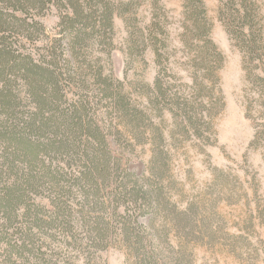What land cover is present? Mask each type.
Segmentation results:
<instances>
[{
    "label": "rangeland",
    "instance_id": "374dc122",
    "mask_svg": "<svg viewBox=\"0 0 264 264\" xmlns=\"http://www.w3.org/2000/svg\"><path fill=\"white\" fill-rule=\"evenodd\" d=\"M114 1L111 47L81 52L125 99L111 118L123 171L141 192L118 209L132 231H120L112 197L85 202L75 191L57 228L44 209L0 212V264H264V0ZM42 22L56 35L57 13ZM252 35L255 54L243 43ZM156 189L152 212L143 192ZM52 197L34 204L49 209Z\"/></svg>",
    "mask_w": 264,
    "mask_h": 264
},
{
    "label": "trees",
    "instance_id": "16d2710c",
    "mask_svg": "<svg viewBox=\"0 0 264 264\" xmlns=\"http://www.w3.org/2000/svg\"><path fill=\"white\" fill-rule=\"evenodd\" d=\"M120 10L114 0H0V212L24 209L31 216L44 209L52 219L44 224L57 228L60 218L71 216L73 192L85 202L106 195L116 202L120 231H132L127 209H118L129 201L138 204L141 192L131 188L133 174L123 171L127 160L111 118L126 111L125 99L112 74L95 69L81 52L111 47ZM52 12L58 17L54 36L42 22ZM244 14L252 25L246 7ZM256 39H243L249 54L260 49ZM89 80L98 84L96 95ZM155 86L160 89L158 81ZM103 102L107 107L101 110L97 105ZM44 191L53 196L49 209L34 204V195ZM159 194L143 192L152 212L161 206ZM87 204H80V213ZM99 218L94 231L100 236L106 228Z\"/></svg>",
    "mask_w": 264,
    "mask_h": 264
}]
</instances>
